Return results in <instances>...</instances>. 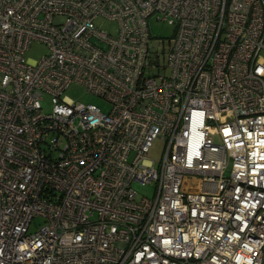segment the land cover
<instances>
[{"label": "built area", "instance_id": "obj_1", "mask_svg": "<svg viewBox=\"0 0 264 264\" xmlns=\"http://www.w3.org/2000/svg\"><path fill=\"white\" fill-rule=\"evenodd\" d=\"M0 264H264V0H0Z\"/></svg>", "mask_w": 264, "mask_h": 264}, {"label": "rangeland", "instance_id": "obj_2", "mask_svg": "<svg viewBox=\"0 0 264 264\" xmlns=\"http://www.w3.org/2000/svg\"><path fill=\"white\" fill-rule=\"evenodd\" d=\"M148 27L149 32L153 39H163L168 40L172 37L174 26L168 24L167 22H162L157 20L155 16L148 19ZM48 48L46 45L33 42L29 49L25 53V58L30 60H37L39 57L44 55L47 52ZM63 97L67 99L78 101V102H86V103H94L98 105L102 110H106L108 104L103 101L102 99L94 96L90 93L85 86L79 84H71L69 85L63 93ZM43 109L45 111L50 109V99L49 97H44L43 100ZM163 150V143L161 140L156 139L152 146L149 149L148 157L153 159L156 164L160 161L161 153ZM230 170V164L226 168V175H228ZM133 188L137 192V197L140 198L141 196L145 195L151 197L154 193V185H141L139 183H134ZM44 224V220L41 217H35L31 223L30 231H34L36 228Z\"/></svg>", "mask_w": 264, "mask_h": 264}]
</instances>
